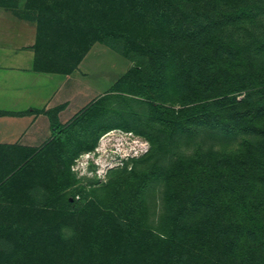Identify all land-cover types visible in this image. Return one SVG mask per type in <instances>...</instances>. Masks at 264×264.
Segmentation results:
<instances>
[{"label":"rangeland","instance_id":"obj_1","mask_svg":"<svg viewBox=\"0 0 264 264\" xmlns=\"http://www.w3.org/2000/svg\"><path fill=\"white\" fill-rule=\"evenodd\" d=\"M0 6L37 19L41 63L74 66L90 90L65 143L0 147V173L20 161L0 179V264L202 261L177 258L179 246L156 236L174 231L202 248L223 216L216 206L188 213L185 196L213 188L237 162L257 156L264 165L250 91L251 74H264V0ZM143 79L169 110L193 109L163 117L142 93Z\"/></svg>","mask_w":264,"mask_h":264},{"label":"trees","instance_id":"obj_2","mask_svg":"<svg viewBox=\"0 0 264 264\" xmlns=\"http://www.w3.org/2000/svg\"><path fill=\"white\" fill-rule=\"evenodd\" d=\"M74 68L71 66L69 70ZM256 72V71H255ZM251 78L254 84L250 87L254 100L252 121L253 142L255 152H264V142L260 141L264 137V74L252 73ZM147 82L139 80L142 93L151 102L152 106L159 114L167 119H175L181 116L183 111L193 109L187 107L178 111L169 110L159 102L148 88ZM75 114L69 123L61 124L54 112H47L50 120L51 136L50 141L57 144L66 142L72 120L77 118ZM259 140V142H258ZM254 145V144H253ZM2 147V146H0ZM5 147V146H3ZM8 148V147H5ZM259 155V154H258ZM25 160V159H24ZM261 158H256L250 164L237 162L232 171L225 170L227 177L205 192L195 191L184 198V207L193 211L194 207L200 209L203 206H216L223 220L213 227L212 241L202 240L200 246L186 244L182 238H177L176 234H161L156 236L164 243L178 245L182 250L177 258L189 259L196 256L202 257L196 264H264V165ZM8 169L0 173V179L4 181L12 170L19 167L20 161L9 163ZM9 171V172H8ZM0 180V183L2 182ZM216 249V250H215ZM188 257V258H187Z\"/></svg>","mask_w":264,"mask_h":264},{"label":"crops","instance_id":"obj_3","mask_svg":"<svg viewBox=\"0 0 264 264\" xmlns=\"http://www.w3.org/2000/svg\"><path fill=\"white\" fill-rule=\"evenodd\" d=\"M40 36L37 19L0 6V146L39 147L51 136L47 112L69 123L90 92L76 69L41 63Z\"/></svg>","mask_w":264,"mask_h":264},{"label":"bare ground","instance_id":"obj_4","mask_svg":"<svg viewBox=\"0 0 264 264\" xmlns=\"http://www.w3.org/2000/svg\"><path fill=\"white\" fill-rule=\"evenodd\" d=\"M115 131L113 132H110L109 134L105 135V137L103 138L102 142H101V145L104 144L103 141L106 139L107 136L111 135L112 133L114 134ZM117 133V132H116ZM103 148V147H102Z\"/></svg>","mask_w":264,"mask_h":264}]
</instances>
